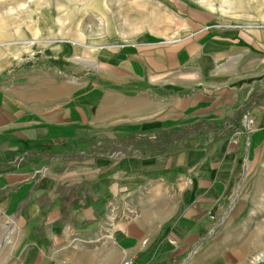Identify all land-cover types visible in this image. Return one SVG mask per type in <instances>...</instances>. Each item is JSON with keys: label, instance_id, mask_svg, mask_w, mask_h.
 <instances>
[{"label": "crops", "instance_id": "obj_1", "mask_svg": "<svg viewBox=\"0 0 264 264\" xmlns=\"http://www.w3.org/2000/svg\"><path fill=\"white\" fill-rule=\"evenodd\" d=\"M145 1L151 21L105 30L88 55L76 29L70 45L47 39L48 57L68 48L67 68L0 45V264H264V19ZM195 120L213 128L90 152ZM66 187L100 200L64 211Z\"/></svg>", "mask_w": 264, "mask_h": 264}, {"label": "rangeland", "instance_id": "obj_2", "mask_svg": "<svg viewBox=\"0 0 264 264\" xmlns=\"http://www.w3.org/2000/svg\"><path fill=\"white\" fill-rule=\"evenodd\" d=\"M156 1L162 3L169 1L173 4L176 3L180 7L184 6V2H186L192 8H198V11H201L200 9L202 11H208L211 8L215 12L225 13L229 20L228 22L234 19L232 17L233 13L240 12L241 15L239 17H241L246 10H252L259 19H264V0ZM134 2L133 4H129L126 0H0V45L14 42L17 46L22 47L24 54L31 52L33 59L46 64V66H64L67 68L71 62L68 48L65 47L60 57H48V53L45 52L44 47L50 44L51 41L47 39L56 41V39L62 37V39L67 41L66 44L70 45L71 42L68 39L72 37L70 36L72 34L71 31L72 29H76L81 35L80 46L82 48V55H88L90 53V46L96 44L97 40L98 42L101 41L105 30L107 31L109 29L108 32L113 36L121 37L127 31H130L138 25L142 27L152 20L153 3H146L145 0H135ZM155 4L164 5L159 3ZM25 45H30L31 49H25ZM48 52L50 54V50ZM81 67L82 74L88 71L92 72V70H89L92 67L90 61H81ZM93 74L102 83L111 82L110 79L104 78L100 73L96 74L95 72ZM241 116L239 119H241ZM198 122L213 124L206 120H195L177 127L158 128L152 132H146L144 135L154 136L155 133L157 134L156 131L164 130L161 135L173 137L176 136L172 133L174 129ZM129 136L139 137L136 133L132 132L125 136L115 135L110 137L106 135L99 142L95 143L96 146L99 144L103 146V151L100 150V152H97V155H107L111 153L110 151L118 149L129 152V147H124L123 143V139ZM181 138L183 137L176 136L171 143ZM105 148L110 150L109 153H103L106 151ZM95 151L90 152L94 153ZM4 236H2L0 244L2 248L0 256L7 258L9 256V243L7 234Z\"/></svg>", "mask_w": 264, "mask_h": 264}, {"label": "trees", "instance_id": "obj_3", "mask_svg": "<svg viewBox=\"0 0 264 264\" xmlns=\"http://www.w3.org/2000/svg\"><path fill=\"white\" fill-rule=\"evenodd\" d=\"M243 109L244 108H241L236 114V116L231 118L230 121H235L239 119L240 115H242ZM204 128H213V126H211V124L208 123L198 122L195 124L193 123L192 125L189 126L188 125L182 126L179 129H174L173 130L174 132L172 133H174L177 137H183L188 133L198 132ZM163 131L164 130L156 131L157 134L155 133L154 136L144 135L139 137H135V136L126 137L123 139L124 147H129L128 153H133V152L146 153L148 151H152L155 149L164 148L168 144H170L173 141V139L176 138V136L173 137L163 136L161 135L163 134ZM90 147H92L93 151L96 150L94 153L100 152V150L103 151V146H100V144L97 146L96 144H93ZM109 151L110 150L106 149V151H104L103 153L107 154L109 153ZM74 190L75 189L73 187H66L65 195L58 198V204L60 207H62V209H64V211L68 208L70 204H73L74 206H78L79 204L100 200L99 198H93L91 195L86 196L84 195L83 192L80 195H77L75 192L76 190L75 191ZM74 196H76L75 200H73Z\"/></svg>", "mask_w": 264, "mask_h": 264}, {"label": "built area", "instance_id": "obj_4", "mask_svg": "<svg viewBox=\"0 0 264 264\" xmlns=\"http://www.w3.org/2000/svg\"><path fill=\"white\" fill-rule=\"evenodd\" d=\"M121 264H136V259L134 255L124 258Z\"/></svg>", "mask_w": 264, "mask_h": 264}]
</instances>
